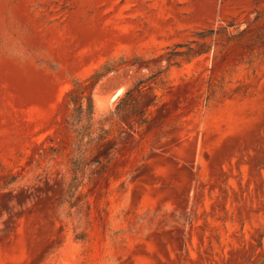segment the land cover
I'll return each instance as SVG.
<instances>
[{
  "label": "rangeland",
  "instance_id": "374dc122",
  "mask_svg": "<svg viewBox=\"0 0 264 264\" xmlns=\"http://www.w3.org/2000/svg\"><path fill=\"white\" fill-rule=\"evenodd\" d=\"M0 264H264V2L0 0Z\"/></svg>",
  "mask_w": 264,
  "mask_h": 264
},
{
  "label": "trees",
  "instance_id": "16d2710c",
  "mask_svg": "<svg viewBox=\"0 0 264 264\" xmlns=\"http://www.w3.org/2000/svg\"><path fill=\"white\" fill-rule=\"evenodd\" d=\"M258 2H264V0H258ZM253 29L254 26L248 25V27L235 34L234 38H236L237 41L245 40V38L250 35V32H252ZM208 32L211 33V30H209ZM249 41L255 44L256 41L260 40L257 37H252L251 39H249ZM190 52L193 56L202 53L196 52L193 49H190ZM107 71V69H104V67H102L98 70H95L85 79H78L73 81L71 89L65 95V100L67 105L71 109L70 118L74 122L79 123L82 120H85L86 127L91 125V120L93 123V89L97 82H99L105 76ZM128 91L129 90L124 93V96L128 93Z\"/></svg>",
  "mask_w": 264,
  "mask_h": 264
}]
</instances>
